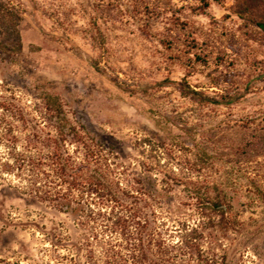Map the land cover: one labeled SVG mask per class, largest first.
<instances>
[{"label":"rangeland","instance_id":"374dc122","mask_svg":"<svg viewBox=\"0 0 264 264\" xmlns=\"http://www.w3.org/2000/svg\"><path fill=\"white\" fill-rule=\"evenodd\" d=\"M0 2L17 15L14 30L0 13V264H68L67 237L75 242L71 218L36 199L12 158L45 130V94L131 173L157 179L164 208L191 213L190 179L223 184L236 222L217 231L218 253L264 264V204L219 160L264 109V37L233 0ZM182 80L213 102L180 94Z\"/></svg>","mask_w":264,"mask_h":264},{"label":"trees","instance_id":"16d2710c","mask_svg":"<svg viewBox=\"0 0 264 264\" xmlns=\"http://www.w3.org/2000/svg\"><path fill=\"white\" fill-rule=\"evenodd\" d=\"M200 2L202 8L209 5V0ZM233 2L232 12L264 37V0ZM2 6L0 2L3 23L15 30L17 15ZM92 66L99 70L98 63ZM117 79L112 80L118 84ZM212 86L218 88L219 83ZM178 88L199 106L213 102L184 80ZM42 100L44 111L39 118L45 130L34 129L26 135V144L12 158L36 199L71 218L76 237L75 242L67 237L68 264L225 263V254L218 253L222 245L216 233L226 234L235 227L229 213V189L190 179L191 213L166 209L157 179L131 173L113 149L70 120L57 95L45 94ZM245 127L241 144L228 148L219 160L227 164L226 180H245L264 204V166L259 160L264 156V109L258 119L250 117ZM164 182L171 186L170 181Z\"/></svg>","mask_w":264,"mask_h":264}]
</instances>
